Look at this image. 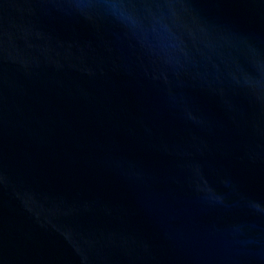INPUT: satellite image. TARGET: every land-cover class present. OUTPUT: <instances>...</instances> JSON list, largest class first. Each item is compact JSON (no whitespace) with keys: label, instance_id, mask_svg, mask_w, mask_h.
Listing matches in <instances>:
<instances>
[{"label":"water","instance_id":"water-1","mask_svg":"<svg viewBox=\"0 0 264 264\" xmlns=\"http://www.w3.org/2000/svg\"><path fill=\"white\" fill-rule=\"evenodd\" d=\"M0 264H264V0H0Z\"/></svg>","mask_w":264,"mask_h":264}]
</instances>
